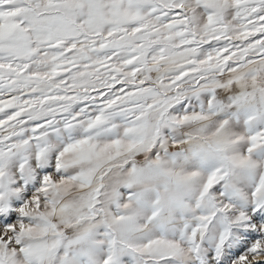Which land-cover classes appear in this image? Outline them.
Masks as SVG:
<instances>
[{
	"label": "snow or ice",
	"instance_id": "obj_1",
	"mask_svg": "<svg viewBox=\"0 0 264 264\" xmlns=\"http://www.w3.org/2000/svg\"><path fill=\"white\" fill-rule=\"evenodd\" d=\"M0 264H264V0H0Z\"/></svg>",
	"mask_w": 264,
	"mask_h": 264
}]
</instances>
